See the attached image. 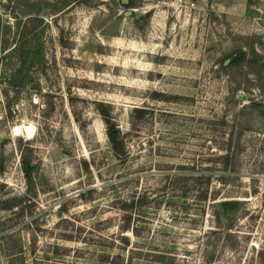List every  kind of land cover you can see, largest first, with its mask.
<instances>
[{"label": "rangeland", "instance_id": "1", "mask_svg": "<svg viewBox=\"0 0 264 264\" xmlns=\"http://www.w3.org/2000/svg\"><path fill=\"white\" fill-rule=\"evenodd\" d=\"M0 264H264V0H0Z\"/></svg>", "mask_w": 264, "mask_h": 264}, {"label": "water", "instance_id": "2", "mask_svg": "<svg viewBox=\"0 0 264 264\" xmlns=\"http://www.w3.org/2000/svg\"><path fill=\"white\" fill-rule=\"evenodd\" d=\"M130 12L131 11H129L128 14H131ZM221 207L224 210H228V209L236 210L239 207V202L238 201H224V202L221 203Z\"/></svg>", "mask_w": 264, "mask_h": 264}, {"label": "trees", "instance_id": "3", "mask_svg": "<svg viewBox=\"0 0 264 264\" xmlns=\"http://www.w3.org/2000/svg\"><path fill=\"white\" fill-rule=\"evenodd\" d=\"M241 60H243V58Z\"/></svg>", "mask_w": 264, "mask_h": 264}]
</instances>
